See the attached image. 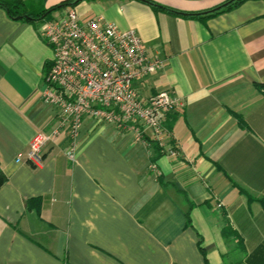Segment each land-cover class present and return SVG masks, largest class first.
Wrapping results in <instances>:
<instances>
[{"label":"crops","instance_id":"0c3cea01","mask_svg":"<svg viewBox=\"0 0 264 264\" xmlns=\"http://www.w3.org/2000/svg\"><path fill=\"white\" fill-rule=\"evenodd\" d=\"M22 1L37 13L66 0ZM152 1L179 13L144 0L74 7L135 29L164 61L141 94L182 100L163 122L179 155L86 119L75 160L63 132L39 166L23 157L56 125L41 100L52 14L16 19L0 6V264H264V0L203 20L190 13L225 0Z\"/></svg>","mask_w":264,"mask_h":264},{"label":"built area","instance_id":"2783aa9c","mask_svg":"<svg viewBox=\"0 0 264 264\" xmlns=\"http://www.w3.org/2000/svg\"><path fill=\"white\" fill-rule=\"evenodd\" d=\"M40 33L52 50L41 100L55 108L56 125L33 135L23 157L26 162L39 166L42 148L63 132L65 155L74 161L86 119L112 124L146 147L156 143L169 156L179 155L163 122L168 113L181 110L183 102L170 89L141 94L146 77L164 61L148 53L135 29H121L100 16L82 19L75 7H68L44 20Z\"/></svg>","mask_w":264,"mask_h":264},{"label":"trees","instance_id":"16d2710c","mask_svg":"<svg viewBox=\"0 0 264 264\" xmlns=\"http://www.w3.org/2000/svg\"><path fill=\"white\" fill-rule=\"evenodd\" d=\"M80 0H66L63 1L61 4L50 7L48 9H43L37 13L29 12L26 11L23 7V1L22 0H0V6H2L6 12L8 13V16L11 18H16L18 16H25L27 15L26 19H31V20H40L42 18H47L50 16V14L57 9H61L63 7H74L76 3H78ZM147 3H149L154 9H161L173 13H179L175 9L162 6L159 4H156L152 0H144ZM244 0H225L222 3L211 7L207 10L196 12V13H190V16L199 18L201 20L214 16L216 14L222 13L238 4L243 2ZM25 18V17H24ZM3 180V175L0 172V184Z\"/></svg>","mask_w":264,"mask_h":264},{"label":"rangeland","instance_id":"374dc122","mask_svg":"<svg viewBox=\"0 0 264 264\" xmlns=\"http://www.w3.org/2000/svg\"><path fill=\"white\" fill-rule=\"evenodd\" d=\"M58 10V9H57ZM54 10L51 14V17H53V16H60L63 12H61V10Z\"/></svg>","mask_w":264,"mask_h":264},{"label":"water","instance_id":"95a60500","mask_svg":"<svg viewBox=\"0 0 264 264\" xmlns=\"http://www.w3.org/2000/svg\"><path fill=\"white\" fill-rule=\"evenodd\" d=\"M22 17H28L27 15H25V16H18V17H16V19H21Z\"/></svg>","mask_w":264,"mask_h":264}]
</instances>
